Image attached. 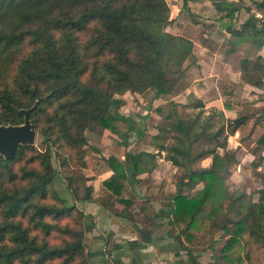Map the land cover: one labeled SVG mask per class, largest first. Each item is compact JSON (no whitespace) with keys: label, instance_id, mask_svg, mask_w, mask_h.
I'll return each instance as SVG.
<instances>
[{"label":"trees","instance_id":"trees-1","mask_svg":"<svg viewBox=\"0 0 264 264\" xmlns=\"http://www.w3.org/2000/svg\"><path fill=\"white\" fill-rule=\"evenodd\" d=\"M168 23L165 0H0V126L22 125L18 111L36 105L30 124L44 146L40 150L34 141L11 157L0 155V264H91L83 212L56 196L57 204L46 202L55 178L53 165L59 159L66 167L73 203L92 199L86 131L103 128L127 148V135L117 125L121 102L114 97L142 95L149 89L170 93L191 53L187 40L165 32ZM84 32L85 38L79 39ZM244 121H229L225 136L223 127L211 130L209 119L192 135L195 123L179 122L151 137L156 154L126 152L122 161L99 155L93 169L112 171L101 181L102 208L145 229L159 226L148 219L151 212L144 201L134 195L124 198L123 193L127 182L153 171L164 151L173 165L190 167L192 173H183L181 185L185 179L204 184L193 197L177 192L166 204L168 232L177 250L190 254L198 247L197 238L212 248L220 234L217 264H241L232 251L247 227L257 247L264 246V173L258 174L260 202L250 206L246 218L232 219L233 213L240 216L245 195H233L225 184L228 167L236 163L234 152L225 151L227 135ZM220 137L222 154L215 149L192 151L200 139ZM205 158H210L207 168L195 167ZM21 161L15 169L14 163ZM142 214L146 219L141 221ZM65 217L76 227L61 225ZM54 233L60 236L56 244L50 242Z\"/></svg>","mask_w":264,"mask_h":264},{"label":"crops","instance_id":"crops-1","mask_svg":"<svg viewBox=\"0 0 264 264\" xmlns=\"http://www.w3.org/2000/svg\"><path fill=\"white\" fill-rule=\"evenodd\" d=\"M261 1L165 0L169 8L165 32L187 40L191 44V53L170 93L158 95L155 89H149L142 95L125 93L116 96L115 99L121 101L116 113L122 120L117 125L126 133L128 147L121 142L123 153H105L102 149L107 147L104 137L111 133L99 137L102 146L97 147L101 151L91 148L88 152L91 163L88 171L94 177L90 182L93 197L90 201L75 203L85 216L92 218L97 245L100 244L96 249L101 250L97 254L104 256L103 262L217 264L222 241H217L220 234L215 236L216 241L210 248L197 238L198 247L190 254L175 247L168 232L169 208L166 204L170 199L167 198L177 192L191 198L204 184L200 181L188 184L185 179L181 185L182 179L178 178L181 166L166 160L164 151L156 157L157 165L153 171L141 174L137 177L139 181L133 184L127 182L123 193L124 198L134 195L144 201L151 212L148 219L159 226L145 229L137 221L116 217L102 208L104 189L101 181L110 177L112 171L93 169L95 150L103 156L114 155L121 161L126 152L156 154L158 148L151 144V137L157 135L160 128L173 129L179 122L195 123L191 129L193 134L203 121L209 119L211 130L223 127L225 136L228 122L244 117L243 124L226 139L225 151L234 152L236 163L228 167L230 177L225 184L233 195H245L240 216L233 213L232 219L246 218L250 206L260 202L262 185L258 174L264 173V29L251 16L249 7L251 3ZM101 129L107 131L100 127L95 131L100 133ZM220 140L221 137L213 141L200 139L194 146L204 142L205 150L215 149L222 154L224 149L218 147ZM209 164L210 158H205L195 167L207 168ZM97 187L100 188L98 197H101L98 201L95 200ZM139 219L142 221L146 217L142 214ZM250 222L247 218L246 224ZM257 246L247 227L242 241L232 253L241 258V264H264V246Z\"/></svg>","mask_w":264,"mask_h":264},{"label":"rangeland","instance_id":"rangeland-1","mask_svg":"<svg viewBox=\"0 0 264 264\" xmlns=\"http://www.w3.org/2000/svg\"><path fill=\"white\" fill-rule=\"evenodd\" d=\"M85 36H86L85 32L78 34V38L79 39H84ZM114 98H116V96ZM114 110L115 109L112 106L110 108L111 114H113ZM121 121H117V124L119 122L121 123ZM122 126H123V128H125V126L123 124H122ZM104 134H108V131L105 132L102 129H101L100 133H98L95 130L94 131H86L85 135H86V139H87V145L90 147V149L94 148V149H96L99 152L101 151V149L98 148L97 145L98 146H102L101 143H100V138L99 137L100 136H104ZM190 134L192 135L191 131H190ZM107 136H109V137H104V139L107 141V143H106L107 147L102 148L104 150V152L105 153H113V154H116V155H119L120 153H123V149L120 146V143H121L120 139L118 137L112 135V134H109ZM193 146H192V151L194 153H197L199 149L205 150V148L207 147L206 145H204V142H202L201 144L196 145L194 147ZM35 147L40 149V150L44 149V146H42L40 144V139H39L38 136H36ZM209 148H210V146H209ZM96 150L93 151L92 155L98 157L100 154L97 153ZM27 157H28V155H27ZM60 161H59V159H57L56 163H54V165H53L54 169H55V178H54V181H53V183L51 185V188H50V190L48 192V196H47L46 202L48 204H51V203H53V204L56 203L57 204L56 199L54 197V196H56V197H59V198L65 200L68 206H71V205L75 206V203H73L72 195L70 194V192L68 191V188H67L66 167L65 166L63 167V165H61ZM23 162L24 161H21L19 163H14V168L17 169L18 166H20ZM90 165H91V163L89 164V168H90ZM189 169H190V167H189ZM185 170H186V168H184V167L180 168V173H179V177L178 178H181L183 176V173L185 172ZM191 173H192V171H191ZM99 195H100V188L97 187L95 200L98 201V200L101 199V197L100 198L98 197ZM164 196L165 195L163 194V197ZM172 196L173 195L170 194L168 196L167 200H169ZM165 199H166V197H164L163 200L165 201ZM82 222H83V229H84V233H85V251H86V253L88 255V258H89V261L91 262V264H111L109 261L106 262L104 260V262H103L102 261L103 260L102 257L104 258V256L101 257V255L99 256V254H97V251L99 252L101 250H97L96 249V247H99L100 244L97 245L98 236H97L96 231L94 229V223L92 221V218L89 219L88 217L83 216ZM65 223H69L71 226L76 227V224L74 223V220L73 219H69L68 217H65V218L60 220V224L61 225H64ZM77 227H78V225H77ZM59 238H60V236L58 234L54 233L51 236V239H50L51 241L50 242H52L53 244H56L57 241L59 240Z\"/></svg>","mask_w":264,"mask_h":264},{"label":"water","instance_id":"water-1","mask_svg":"<svg viewBox=\"0 0 264 264\" xmlns=\"http://www.w3.org/2000/svg\"><path fill=\"white\" fill-rule=\"evenodd\" d=\"M34 105L29 110H20L18 114L24 117L22 125L19 126H0V155L4 157L13 156L21 145L33 144L36 138L35 132L31 129L30 113L35 108ZM185 173L191 174L186 163Z\"/></svg>","mask_w":264,"mask_h":264},{"label":"built area","instance_id":"built-area-1","mask_svg":"<svg viewBox=\"0 0 264 264\" xmlns=\"http://www.w3.org/2000/svg\"><path fill=\"white\" fill-rule=\"evenodd\" d=\"M250 14L259 23L261 28L264 29V0L261 3L250 4Z\"/></svg>","mask_w":264,"mask_h":264}]
</instances>
